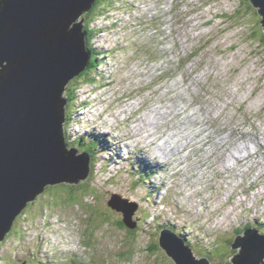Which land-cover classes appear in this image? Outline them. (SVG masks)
I'll return each instance as SVG.
<instances>
[{"label":"rangeland","instance_id":"374dc122","mask_svg":"<svg viewBox=\"0 0 264 264\" xmlns=\"http://www.w3.org/2000/svg\"><path fill=\"white\" fill-rule=\"evenodd\" d=\"M129 1L136 6L134 13L142 15L138 11V7L139 5L145 7V0ZM115 2H117V0ZM164 2L165 7H169L170 10L173 5L177 4H179L180 8L176 9L175 14H170V12L166 15L165 26H163L162 29L160 28V31L173 33V30L176 27H172V18L174 19V15L178 16L181 12L180 28L182 31V42L186 44L187 49L185 46L186 50H183V45H181V43L177 44V40L174 39L173 41H166L165 48L166 51L173 49L175 55L163 56L152 63L146 59L145 54L142 51L139 56L134 59L136 53L132 50L133 46H129V39L136 30L134 29L135 27L128 25L124 32V40L120 41L118 46L120 49H125L127 47H129V49L121 50L117 54H129L131 52H134V54L131 57L121 56L111 60V63H117L118 65L116 66L115 64V71H112V77L113 80L116 81V84L108 90L118 92L119 96L124 94L131 95V98H127L123 102H129L131 100L132 102L139 101L141 105L143 104L145 108L147 107L145 111H149L151 109L150 106L162 107V109H159L160 111L158 114L155 113L156 119H158L157 122L148 124L146 121L144 123L145 125H148L145 132H139L138 124L132 128V133L136 132V135H131L130 140L134 137L138 143L135 148L138 150L145 146L150 148L158 160L154 163L149 162L148 168L146 166L148 160L146 159V162L143 161L141 170L143 169V166L146 167L144 177L148 178L147 171L156 169L158 174L155 177L165 179L164 177L171 173L173 176L179 174L183 175V177H186V174H190L192 175L193 180H196V183L198 184V182L200 183V180L196 174H193L191 168L186 167L187 169L185 171H183L182 168H179V170H177L178 167L177 169L175 168V161L177 159L174 158L175 160H173L174 155L167 152V147H169V144H173L177 146H186L185 150H193L196 145L203 141L198 136H193V134L190 133V140H195V143L188 147V144L183 143V133L177 130H181V126H185L184 119L188 115H192L191 113L211 129L215 128L221 132L228 131V127L233 124L236 127L235 132L242 133V138L247 137L246 135H243L246 134V132L255 133L256 135L253 136L254 139L255 137L260 138L261 134L264 135V33L261 31V17L259 16L258 11L252 6L248 12H244L240 8V0H164ZM151 3L154 5L155 0H150L149 5H151ZM153 11L154 10L151 9V6H149L147 11L148 14H151ZM154 13H159V10H156ZM174 21H178V18ZM152 26H154V22L148 27V36L151 35ZM191 28L193 30L194 28L196 29L191 32ZM163 38L165 39V36H163ZM140 45L141 46L135 47V51L145 48L146 46H152L151 48L154 47L153 43L148 40L141 41ZM187 60L190 61L189 64L184 65ZM160 63H164L167 68L172 70L170 73L173 75V78L169 77L171 78L169 80L170 82L163 79L159 80L158 86L166 85V89H157L154 91V88H156L157 85L154 86V88L150 86V88L146 89L148 85H144L151 80L146 81L148 77H156L160 75ZM140 64H142L141 67L138 66ZM130 66L135 69L133 72L125 75L120 74L122 70L124 72L126 71L125 68H129ZM187 70L189 73H187ZM141 72L143 76H141ZM131 76H136L139 79H134V82L131 84H125L124 81L126 78ZM105 81L107 80H103V82H99V84L93 83L89 88V90L94 89V91H96L93 98H96L104 92L98 94L96 87H100ZM78 83V81H75L70 84L72 85V89H77V96L81 89L78 87ZM210 96L214 99L213 104L215 107L210 106L209 103L203 102L204 105L207 104L209 106L210 111L215 112L212 121H209L206 118L202 111L203 107L195 102V98L205 100V98ZM148 101H150V105H148ZM77 104L78 103L74 101L73 106ZM154 110L156 111L157 109ZM177 110L180 111V115L178 116L176 114ZM217 110L222 112V114ZM142 118H146L145 112H143L142 117L137 123H141ZM164 118L166 120L168 118L171 119L166 123L164 122ZM125 122V128L119 127L118 125L115 127L114 124L106 123L107 125L113 126L114 128L112 130L117 133L115 144H113L110 149L112 158L108 159L112 166H116V169L120 165L119 160L122 162L121 154L124 155L126 152L131 151L133 158L135 156L132 149L123 150L121 152V148H117L120 135L122 136L123 134L125 140L128 141V126L131 127L132 123L131 120H126ZM160 128H170L172 131L169 129L161 130ZM174 130L177 132H174ZM151 138L157 143L162 142V144L159 145V149L156 148L157 144L155 142L150 141ZM190 140L188 142L192 143ZM207 142L208 141H206V143ZM100 143H102V141H100ZM199 146L200 145H198V147ZM154 147L160 151L159 154H156ZM113 149H116V152H114ZM188 153L190 154L191 152ZM161 155L167 160L165 161ZM145 158H147V156L143 159ZM170 159L172 161H170ZM198 159L208 165L206 167L207 170L209 169L211 172L218 170V166H216L208 156L200 155L198 152L194 153L193 158H185L184 160L193 163L194 169V165L199 163ZM178 161L180 162V160ZM161 162L165 165V168ZM237 164H239V172L243 171L242 163ZM126 165L129 168L131 167L130 163H127ZM95 166L102 173L101 181L104 180V176L113 179V177L107 175L108 173H105L106 170H104L100 164L97 163ZM112 166L108 167V169H111ZM228 171L224 172L227 173ZM134 175V170H131V176H128L125 179H131ZM215 175L216 176H213L212 178L213 181L211 186L191 189L187 188L186 190L183 189V186L176 188V193L183 198H187L192 205L193 213L187 219L186 224L188 226L195 225L197 231L202 234L206 233L210 238L211 232H207L204 227L205 222L209 219H214V217L219 214L225 213L228 208H231L232 211L237 207L236 205L240 199L234 200L235 197L243 195L245 188L249 187L252 183L250 179L244 180L241 184L237 179L229 180L225 177L223 178L221 174ZM161 178L155 179L153 177V181L148 180L149 182H147V184L151 186H149V188L153 189L154 194H156L155 199L159 194L156 182L159 184ZM94 180L97 181V178ZM86 183L90 185L88 181ZM255 186L259 187V189H263L258 183H255ZM94 188L96 190L92 189L91 191L89 190V192L83 187L73 190L69 187V184H61L51 187L44 195L40 197L37 196L38 198L35 200L36 203L31 204L27 208L26 214L21 216L19 221L17 220L18 228L14 230L10 237L8 235V237H5V239L0 242V264H4L6 259L12 261L11 252L14 249H18L19 244L24 243L21 238L22 228L30 227L29 222L25 226L28 217H30L31 220H34L32 222L33 225H37L38 223L43 225L46 224L45 226L41 225L38 229H44L48 232H60L59 236L54 237L53 241L61 240L62 243L59 247L52 246V249L63 248L69 251L75 250L85 264H92V262L95 263L96 261L97 264H171V258L167 255L166 251H161L160 244L158 247L157 242L158 238L160 241V234L158 233L159 231L155 230L157 226H146L143 224L144 226H142L145 227V229L142 230L141 226L139 227L138 225L136 229L138 244L135 245L137 239H135L133 245L127 243V241L131 242L134 237L133 235L128 236L125 231H119L121 228L118 227L120 222L118 217L115 218V221L112 220L111 216L113 213L107 205L108 200L111 199L109 195L110 193L105 191L104 195L97 191L99 190L100 185L99 187ZM212 190L214 191L212 192ZM142 191L143 195H146V189L143 188ZM89 193L95 194L96 198L87 196ZM199 193H201V195ZM259 194H264V190L260 191ZM106 195L109 196L107 197ZM83 198L85 199L81 202ZM241 199H243V197ZM208 200L210 201L211 209L202 205L203 202ZM260 200L264 203L263 199ZM156 201L157 200H154L152 205H156ZM229 201L230 203L236 201L233 208L230 206L231 204L227 207L219 208L220 203L225 205ZM86 203H92L96 206L89 209ZM128 204L130 206L126 207L131 210L135 209L131 203L128 202ZM258 204L259 203L256 202L255 204L250 205ZM102 206H104L105 209ZM242 207L243 206L239 209H235V212H233L236 214L240 213L239 218L236 216L235 224H239L245 228H255L254 225L248 226L249 221L254 220L253 217L255 212H257L258 217L262 216L264 212V204H261L258 208L255 206L254 212L251 214L242 210ZM102 210H105L106 212H102ZM166 212H169V216H172V214H170V209H167ZM101 213H103L104 216L101 217ZM118 215L121 218L120 214ZM136 215L140 219L138 213ZM136 215L133 220L138 222ZM89 220L95 221V224L92 223L91 230L88 229L90 226ZM213 223V220L210 221V224ZM110 224L111 226H107ZM235 224L233 226H235ZM152 232L155 233L158 238L153 236ZM233 234L236 239L245 238L244 231L240 232L237 229H231L230 235ZM18 235H20V237L16 238ZM186 235L190 236L191 242L194 240L192 233H186ZM201 238L204 240L206 248L212 246V243L206 241L203 236H201ZM227 239L232 242L235 238L232 239V237L229 236ZM215 240L217 241L219 239L215 238ZM234 242L235 241H233L231 245ZM85 243H89L86 245L92 247L93 252H91L90 248H85ZM128 247L132 248V253ZM218 247L222 248L224 254L228 253V250L223 248L224 243L222 241L219 242ZM42 249L43 247L40 243L34 247V256L31 258L30 264H50L49 261L43 257ZM28 251L30 250L26 251L25 247L23 249L21 248V252L19 251V253H21L20 257L25 255ZM195 252L198 255L201 254V257H208L207 251V253ZM233 252L234 251L231 249L230 254L232 255L227 256V262L224 261V257H220L217 264H229L231 258L234 256ZM20 257L15 264H22V259Z\"/></svg>","mask_w":264,"mask_h":264},{"label":"water","instance_id":"95a60500","mask_svg":"<svg viewBox=\"0 0 264 264\" xmlns=\"http://www.w3.org/2000/svg\"><path fill=\"white\" fill-rule=\"evenodd\" d=\"M250 2L264 27V0ZM94 3L0 0V242L48 186H78L89 179L90 155L68 150L63 135L61 94L66 83L85 70L90 56L76 36L68 37L66 26L53 31L49 26L66 23L70 12L82 14ZM127 205L109 203L123 214V224L135 229L134 213L122 210ZM256 231L237 238L234 264H264V236ZM166 241L162 246L177 264H195L174 242Z\"/></svg>","mask_w":264,"mask_h":264},{"label":"bare ground","instance_id":"6f19581e","mask_svg":"<svg viewBox=\"0 0 264 264\" xmlns=\"http://www.w3.org/2000/svg\"><path fill=\"white\" fill-rule=\"evenodd\" d=\"M147 2H148V0H147ZM146 3V2H145ZM151 5H152V3H151ZM253 6V5H252ZM149 7V6H148ZM152 7V6H151ZM177 8H180V6H179V4H177V5H173V7L171 8V14L172 13H174L175 14V11H176V9ZM256 9V8H255ZM257 10V9H256ZM258 11V10H257ZM194 13H196V12H194ZM193 13V14H194ZM260 16V15H259ZM132 17H133V19L134 20H136V16L135 15H132ZM191 17V16H190ZM261 17V16H260ZM178 18V21H174L175 19H177ZM172 20H173V24H172V27H176L174 30H173V33H171V34H168L167 32H165V36H166V40H169V41H171L172 39H176L177 40V44H180L181 43V45H183V50H186L187 49V46H186V44H184V42H182V31H181V12H180V14L178 15V16H176V15H174V19L172 18ZM263 21V19H261V21H260V23ZM176 24V25H175ZM211 24V23H210ZM261 26H263L262 24H261ZM193 27V26H192ZM264 27H262V29H263ZM196 28H194V30H195ZM91 30V31H90ZM192 28H191V32H193L194 31ZM90 32L92 33V28L90 27V26H88V33L90 34ZM91 35V34H90ZM185 46H186V49H185ZM166 53L168 54V56H173V55H175V51L173 50V49H170L169 51L167 50L166 51ZM96 60H97V62H95V64L97 65V67H96V71H95V74L97 75V76H103L101 73H105L106 71H108V69H105V67L104 66H101V65H99V59L98 58H96ZM189 60H187V61H185V64L186 65H188L189 64ZM118 64H116V66H117ZM130 68H132V69H130ZM116 69H117V67H116ZM126 69V72H125V74H129V73H131V72H133L135 69L132 67V66H130L129 68H125ZM110 70V69H109ZM108 74H109V72H107ZM187 73H189V71L187 70ZM121 75H125L124 74V72H123V70L121 71V73H120ZM134 77H136V76H131V77H129V78H126V81H125V84H128V83H132V82H134L133 80L134 79H139L138 77H136V78H134ZM171 78H168V80H170ZM106 82V83H105ZM104 82V84L103 85H101L100 87H96V89H97V93L99 94L100 92H103V93H101L100 95H98L97 97V100H99V102L100 103H97L96 105H95V109H97V110H100V108L101 107H103L102 106V101H104V100H110L111 102L112 101H114L112 104H109V106L107 107V112H114V111H116L117 109H119L120 108V106L122 105V104H127V105H130V109H132V110H134V116H136L137 114H139V113H143V112H145V115H146V118L145 119H143L142 118V121H141V123H139L138 122V127H139V132H141V133H143V132H145L146 131V128H147V126L148 125H145L144 123L147 121L148 122V124L150 123V124H152V123H154V122H157L158 121V119H156V114H155V110H149V111H145L146 110V108H145V106L142 104L141 105V103L138 101V102H123L125 99H127V98H131L132 96L131 95H129V94H124V95H118V94H116L115 92H113V91H110V90H108L110 87H112V86H114L115 84H116V81H114L113 80V77H111V78H109V79H107V81H105ZM98 84H99V82H98ZM150 87V86H149ZM87 92V91H86ZM86 92H84V93H86ZM90 94H89V97H88V104H90V105H94V100H96V98L95 99H93V97L95 96V93H96V91H94L93 92V90H90V92H89ZM103 98H105V99H103ZM213 97L212 96H210V97H208V98H205V100L203 99V100H200L199 98H195V102H197L200 106H202L203 107V109H202V111L204 112V114H205V116H206V118L209 120V121H212L213 119H214V115H215V112L214 111H210L209 110V106L207 105V104H205L204 105V102L205 103H209V105L210 106H214V104H213ZM204 101V102H203ZM118 103H120L118 106H116V104H118ZM148 103V105H150V101H148L147 102ZM147 105V106H148ZM150 107H152V106H150ZM215 107V106H214ZM123 109H126V107L125 106H123ZM220 109V108H219ZM80 110H82V111H80ZM78 112H79V117H83V120H87V121H90L91 120V116L92 115H94L92 112H90V111H85L83 108H80L79 110H77ZM218 111V110H217ZM94 112H96V111H94ZM218 112H220V111H218ZM97 113V112H96ZM119 113H115V114H112L111 116H113V115H118ZM176 114H177V116L178 115H180V111L179 110H177L176 111ZM220 114H222V112H220ZM104 116V115H103ZM74 117V116H73ZM119 117H125V119L127 120L128 119V116H121V115H119ZM74 118H77V117H74ZM219 118V117H218ZM125 120V121H126ZM161 122V121H160ZM105 124V126H102V127H100V129L99 130H97V129H95V130H93V133L95 132V133H101V131H104L105 129H109L110 131H113L112 129L114 128L113 126H111V125H107L106 124V122L104 123ZM66 126L65 127H63V135H65V137H67V136H69L68 135V133L69 134H74V129H72V128H70V126L66 123L65 124ZM229 130L228 131H223V132H220L218 135H219V137H224V141H223V147H225V143H226V145L230 148L228 151H227V154L224 156V160H223V164H222V167H223V172L224 171H228V170H230L231 169V165H230V163L229 162H231V161H233L234 163H242V162H245V161H247L248 159H250V158H252L253 156H255V155H257L258 153H256V154H251L249 151H248V143L247 142H244V143H240V139L239 140H237L236 142L237 143H235L234 144V146H233V144L231 143V141H234L235 140V131H236V127L233 125V124H231L229 127ZM177 130H179V129H177ZM89 132V130H83V129H81V131H78V133L77 134H79V135H86L87 133ZM132 135H136V132L135 133H132ZM153 135V134H152ZM227 135H229V137L227 136ZM255 140L257 141V142H260V138H258V137H255ZM190 141H192V143H189L188 142V140H187V143L186 144H188V147H190L192 144H194L195 143V140H193V139H191ZM155 142V141H154ZM200 143H202L203 145H206V146H208L209 144V142H207L206 143V141H201ZM175 146H177V145H175ZM170 147V148H169ZM169 147H167V152H169V153H171V154H173L174 155V158L175 159H178V154H180V151L179 150H177V151H175L173 148L174 147H171L170 145H169ZM177 147H182L184 150H185V147L186 146H177ZM143 148V147H142ZM156 148H158L157 146H156ZM160 148V147H159ZM158 148V149H159ZM245 150L247 151V154H245L244 152H245ZM113 151L114 152H116V149H113ZM189 154V153H188ZM161 156H163V155H161ZM165 161H166V159L164 158V156L162 157ZM185 159V153L183 154V160ZM198 161L200 162L201 160L200 159H198ZM160 163V162H159ZM177 163L178 164H181L182 162H181V160H180V162L177 160ZM118 164V163H117ZM112 166V165H111ZM151 171H154V172H156V169L155 170H151ZM208 171H209V173L210 174H213L214 173V171L213 172H211L209 169H208ZM160 172V171H159ZM241 175H243V173H244V170L243 171H240L239 172ZM161 175V174H160ZM90 176V175H89ZM162 176H164V175H162ZM214 176H216L215 174H214ZM165 178V177H164ZM153 179V178H152ZM214 179H215V177H214ZM164 180V179H163ZM153 181V180H152ZM85 182H87V180H85ZM160 182V181H159ZM157 183V182H156ZM160 184V183H159ZM200 184H201V181H200ZM156 186V185H155ZM158 186V192H159V185H157ZM151 187V186H150ZM47 189V188H46ZM46 191V190H45ZM201 195V194H200ZM228 200V199H227ZM108 205V204H107ZM229 205V204H228ZM237 208H240V207H238L237 206ZM90 209V208H89ZM125 209H130V208H128V207H126V206H123L122 207V210H125ZM131 210V209H130ZM132 211V213H134L135 215L137 214V212H136V209H133V210H131ZM127 216H129L128 214H126ZM141 221V220H140ZM249 229H251V230H254L255 231V229H253V228H249ZM129 230H131V231H134V229H132V228H129ZM257 232V231H256ZM175 235H177V233H174ZM259 235L260 236H264V235H262L261 233H259ZM161 237V236H160ZM159 244H160V241H159ZM199 252V251H198ZM201 253V252H200ZM199 253V254H200ZM204 253V252H203ZM195 254H196V252H195ZM198 255V254H197ZM199 256H202L201 254L199 255Z\"/></svg>","mask_w":264,"mask_h":264},{"label":"trees","instance_id":"16d2710c","mask_svg":"<svg viewBox=\"0 0 264 264\" xmlns=\"http://www.w3.org/2000/svg\"><path fill=\"white\" fill-rule=\"evenodd\" d=\"M240 8L244 11V12H248L249 10H250V8H252V4H251V2H250V0H240ZM93 11L94 10H92V12H90L89 14H87L86 16H88V17H91L92 16V14L91 13H93ZM262 19V18H261ZM261 31H263V29H261ZM91 41H92V36H90V34H88V36H87V45L89 46L90 45V43H91ZM88 50L91 52V53H93V56L95 55L94 54V52L92 51V50H90L89 48H88ZM93 66H94V62L92 61L91 62V64H90V70L91 69H93ZM83 140H81L80 142H82ZM82 146H85V143L84 142H82ZM143 172L145 171V169H146V167L145 166H143ZM146 172V171H145ZM145 172L143 173V174H145ZM150 172V171H149ZM86 190H88V188H86V187H84ZM71 189H73V190H75L74 188H71ZM48 190V187H47V189H46V191ZM45 191V192H46ZM88 195H90V194H88ZM34 203H36V202H32L31 204H34ZM30 204V205H31ZM29 205V206H30ZM28 206V207H29ZM93 208V207H92ZM26 210V209H25ZM102 212H106L105 210H102ZM24 213H26V211L24 212ZM101 215V217L102 216H104V214L103 213H101L100 214ZM18 221H19V219H18ZM18 221L16 220L15 221V224H14V226L12 227V229H11V232L8 234L9 235V237L11 236V234L14 232V230L16 229V228H18L17 227V223H18ZM34 220H31L30 219V217H28V219H27V221H26V224H25V226L27 225V223L29 222V225H30V228L29 227H25V228H22V235H21V238H22V240L24 241L25 239H27V237H29V236H31V234L34 232V225H33V222ZM92 223L93 224H95V221H91V220H89V224H90V226L88 227V229L89 230H91L92 229ZM143 225V223H142V221H141V226ZM120 226L122 227V228H125L126 226H124V224L123 223H120ZM255 227V226H254ZM257 227V228H256ZM256 229H258L263 235H264V224L263 225H261V226H258V225H256ZM127 231V233H128V235H132L133 233H134V231H131V230H126ZM91 232V231H90ZM8 237V236H7ZM20 237V235H18V236H16V238H19ZM231 241L230 240H228V241H226V242H224V249L226 248L227 250H228V253L227 254H224L223 252H222V248H220V247H213V253H214V255L212 254V253H208L210 256H213L215 259L213 260V261H215L218 257H224V261L225 262H227V256L228 255H232V254H230L229 252H230V250L232 249V245H231ZM207 251V250H206ZM208 252V251H207ZM219 254V255H218ZM235 254V253H234ZM29 256H30V254L27 256L28 258H29ZM33 256H34V254H33ZM33 256H32V258H33ZM31 259V258H30ZM217 260H220V259H217ZM212 261V262H213ZM171 262H173L174 263V261L173 260H171ZM214 263V262H213ZM233 264H234V262H233Z\"/></svg>","mask_w":264,"mask_h":264}]
</instances>
